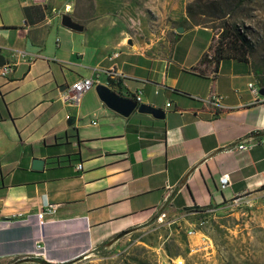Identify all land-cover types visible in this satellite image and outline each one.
Instances as JSON below:
<instances>
[{"label":"crops","instance_id":"crops-1","mask_svg":"<svg viewBox=\"0 0 264 264\" xmlns=\"http://www.w3.org/2000/svg\"><path fill=\"white\" fill-rule=\"evenodd\" d=\"M64 1L0 0V56L14 67L0 76L12 116L0 121V264L71 262L165 207L222 208L264 193V95L249 83L264 84L249 57L217 69L203 63L215 34L193 26L167 58H154L121 31L106 35V25L64 26L73 11ZM97 28L100 43L88 36ZM94 73L114 90L119 76L141 88L142 103L165 118L123 116L96 87L79 104L67 101V88ZM214 93L219 106L202 100ZM251 138V150L235 148ZM35 158L43 169L32 167ZM225 173L231 185L222 189ZM47 202L54 208L40 220Z\"/></svg>","mask_w":264,"mask_h":264},{"label":"rangeland","instance_id":"rangeland-1","mask_svg":"<svg viewBox=\"0 0 264 264\" xmlns=\"http://www.w3.org/2000/svg\"><path fill=\"white\" fill-rule=\"evenodd\" d=\"M64 2L72 4L69 14L76 22L106 25L109 33L105 34L111 38L121 31V37L133 39L154 58L171 54L181 26L210 29L215 34L214 48L224 27L243 28L250 40L247 56L264 84V0ZM102 31L97 28L88 36L100 43ZM162 213L166 216L159 220ZM177 257L184 264H264V193L203 213L193 207L181 212L165 207L151 223L116 235L70 264H161Z\"/></svg>","mask_w":264,"mask_h":264},{"label":"built area","instance_id":"built-area-1","mask_svg":"<svg viewBox=\"0 0 264 264\" xmlns=\"http://www.w3.org/2000/svg\"><path fill=\"white\" fill-rule=\"evenodd\" d=\"M67 9H70V6H67ZM115 57L119 56V53H115L114 54ZM14 71V67L12 64H5L3 66L0 67V76L5 77L8 76L10 73H12ZM106 73L112 75L111 71H106ZM118 75H122V74H118ZM118 79L122 80L121 84L118 85V87L116 88L115 91H117L118 93H120L121 95L128 97V98H132L134 100H136L139 104L142 103V89H133L125 80L123 77L119 76ZM257 82V81H256ZM255 81L254 82H250L249 83V88L250 91L254 94V95H259L260 94V89L257 86V83ZM101 83V79L98 73H94L93 76L91 77H82L79 78L78 80H76L72 85H70L65 93V98L67 101L73 102V103H77L79 104L82 100V97L88 93L90 90L94 89L96 87L97 84ZM158 93V90H157ZM223 99L222 95H219L218 93H214L213 95H211L209 98L207 99H202L205 100L208 103H211L213 105L219 106L221 101ZM171 103H168L167 106H170ZM255 141L252 140L251 138V142H243L240 143L239 145H237L235 148H238L241 151H249L253 148V146L255 145ZM82 165L79 164L78 165V169H81ZM220 181H221V187L222 189H225L227 187H229L231 185V175L229 173H225L222 174L220 177ZM237 201V200H236ZM54 208V205L47 202L45 204V206L43 207V209L38 212V218L40 220H43L46 216V214L48 212H51ZM208 212L210 211H214V208H210L207 210ZM166 216V213H162L159 216V220H163V218ZM196 232L194 231H190V234H195ZM39 248H41V245H38ZM41 254V253H39ZM184 259L182 257H177V258H169L166 261H163L161 264H184Z\"/></svg>","mask_w":264,"mask_h":264},{"label":"water","instance_id":"water-1","mask_svg":"<svg viewBox=\"0 0 264 264\" xmlns=\"http://www.w3.org/2000/svg\"><path fill=\"white\" fill-rule=\"evenodd\" d=\"M62 24L66 27H69L76 31H82L84 26L79 22L73 20L71 15L65 14L62 19ZM177 32L182 34L185 32L184 27L177 28ZM129 43H132L130 40ZM5 59L0 56V67L5 65ZM96 90L100 99L112 110L123 115L129 116L135 110L140 113H148L152 114L154 117L158 119H163L166 116V111L160 107L148 104V103H138L136 100L132 98L125 97L115 91L111 86L99 83L96 85ZM260 93L264 95V89H260ZM45 161L44 159L35 158L32 163V167L36 170H41L44 168Z\"/></svg>","mask_w":264,"mask_h":264},{"label":"trees","instance_id":"trees-1","mask_svg":"<svg viewBox=\"0 0 264 264\" xmlns=\"http://www.w3.org/2000/svg\"><path fill=\"white\" fill-rule=\"evenodd\" d=\"M183 23H185V21ZM242 29L243 28L235 27L232 25H228L224 27L223 32L221 33L219 43L214 48V53L211 56H209V54L204 56L202 58V62L203 63L208 62L212 64L215 69H217L222 60L232 56H237L240 59L246 61L248 58L247 49L250 46V40L247 38V35L244 33V31H242ZM121 81H122L121 79L120 80L118 79L115 83L120 85ZM216 113L217 112H215V114ZM9 118H12V116L10 114L7 103L3 97H0V121ZM193 208L200 213L208 212L207 210L210 209L205 207H193ZM78 258H81V256ZM71 262L61 263V264H70ZM42 263L55 264L48 261H42Z\"/></svg>","mask_w":264,"mask_h":264},{"label":"bare ground","instance_id":"bare-ground-1","mask_svg":"<svg viewBox=\"0 0 264 264\" xmlns=\"http://www.w3.org/2000/svg\"><path fill=\"white\" fill-rule=\"evenodd\" d=\"M110 75V74H109Z\"/></svg>","mask_w":264,"mask_h":264}]
</instances>
